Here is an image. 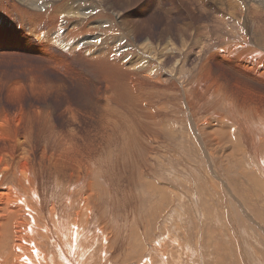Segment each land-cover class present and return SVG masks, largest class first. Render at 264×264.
I'll use <instances>...</instances> for the list:
<instances>
[{"label":"rangeland","instance_id":"rangeland-1","mask_svg":"<svg viewBox=\"0 0 264 264\" xmlns=\"http://www.w3.org/2000/svg\"><path fill=\"white\" fill-rule=\"evenodd\" d=\"M48 1L0 0V149L18 154L14 165L29 163L39 199L31 198L35 212L24 213L33 222H24L39 230L28 239L41 245L48 234L41 249L57 259L49 204L70 222L89 205L94 220L83 229L79 253L87 259L79 264H264V0H111L136 54L142 44L171 53L162 64L166 99L151 118L138 117L125 145L104 124L107 104L115 106L103 95L105 72L36 38L52 15L68 19L77 9L72 0ZM8 5L29 17L23 21L34 34L15 27ZM165 8L173 17H164ZM112 18L89 35L107 40ZM14 168L3 187L16 186Z\"/></svg>","mask_w":264,"mask_h":264},{"label":"bare ground","instance_id":"bare-ground-1","mask_svg":"<svg viewBox=\"0 0 264 264\" xmlns=\"http://www.w3.org/2000/svg\"><path fill=\"white\" fill-rule=\"evenodd\" d=\"M17 1L20 2V4H22L20 6H26L25 3H23V0H17ZM33 1L28 0V2L26 4H28L29 7H31L30 5L33 3ZM53 1H56V0H49L48 2H51V4H52ZM48 2H47V6L49 4ZM56 2H58V1H56ZM81 2H83V4H81ZM86 2H88L90 4H88ZM258 2L260 3V0ZM71 3L73 5L75 3H77V7H76L77 9L74 11L75 15H73V17H69L68 19L67 18H63V19L59 18L60 15L58 13L57 14L59 16H57V14H56L57 17H55V15H52L53 18L50 17V19L52 20V23L49 26L48 30H46L45 32H40L39 34L36 35L37 36L36 38L40 42H44V43L47 42L46 44L55 45L58 48H60L61 50H63V49L67 50L72 55H75L72 57L73 59L75 57H77V58L80 57V59L82 58L83 61L85 63H87L89 66L96 67L100 71L105 72L104 76H106V77L103 79H108V81H110V78H112V83H114V85L116 86L115 88H113L108 81L105 82L104 80H101V84H103V87H104L103 95H105L106 99L109 98L111 101L115 102V106H112L111 108H108L107 106H109V105L107 104V106L105 108V110H106L105 112L110 114V118H108L109 123H104V124H106V125L111 124V126H113V127H111L112 132L117 133V135H119L118 137H120V135H121L120 138H122V136L124 135V137H123L124 139H123L121 145H125L126 144L125 138L130 137L131 136L130 134L133 133L134 129L136 130L137 126H139V125H136L137 124L136 122L139 119L138 117L141 116L144 112H149V115H147V117L152 115V114H150V112L157 108V106L159 105L157 103L161 104V101H164V99H166L167 96H165V93H166L165 91L170 86H169V84L166 85V83H168V82H166V83L164 82L165 83L164 84L162 81V79H164V81H166V78H164L165 77L164 76L165 70L163 69L164 67L162 68V64L164 66L166 55L171 54V53H170V51H168V48L166 46L163 50L157 51V49H155L152 44H150V46H148L147 44H142V45H140L141 49H138L139 54H136V52L134 51V50H137L136 46H134L135 42H133V38L131 37L132 31L127 27V24H126L124 18L122 17V15L118 11L115 10V7H114V5H112L111 0H88V1L87 0H80L79 2L72 0ZM197 3H200V2H197ZM45 4H46V2H44V5ZM58 6H61V5H58ZM58 6L56 5V7L54 9H56ZM199 6L200 5H198V7ZM260 6L263 8L264 4L260 3ZM64 7H66V6H64ZM12 8H14V10L12 12L14 13L15 17H12V16H10V17L15 19V21H16L15 27L27 28L26 31L30 32L31 34H34L33 33L34 31L32 32V30L30 28H28L26 23L23 21V20H27L29 17H21L19 10L16 9L15 7H13L12 5H8L6 9H12ZM255 8H258V7H255ZM236 10H237V8H236ZM87 11H91L92 13L87 14ZM93 11H95V12H98V11L101 12L102 11L101 12L102 14L98 15V13H97V14H95L96 16H93L92 15ZM71 12L73 13V11H71ZM170 12H171V9L165 8L164 9V17L167 18L168 15H170ZM72 13H71V15H72ZM108 14H110V15H112V17H114V19L112 18V21L109 22V29L112 31V35L107 40H105L106 39L105 37H104L105 39L103 40L102 38H98V36L89 35V32H88L89 27L90 26L92 27V25H96L98 23L104 24L103 18L108 19ZM170 16H172V15H170ZM106 23H108V21ZM102 24L99 26H102ZM55 30H58V31H55ZM98 31H100V30H98ZM104 31H106V30H104ZM108 31L109 30H107V33H108ZM57 32H59L62 36H59ZM90 34H91V32H90ZM99 37H101V36H99ZM124 37L131 40V41H129L128 45L127 44L124 45L122 42H120L122 39H124ZM3 43H4V39H2L0 37V46ZM131 49H133V50H131ZM210 53L212 55V52H210ZM210 53L206 57H211ZM184 60L185 59H183L182 61H184ZM77 61H78V59H77ZM203 61H202V63H203ZM179 64H180V62L178 64H176V66L174 67V70L178 67ZM183 64H184V62H183ZM200 67H202V66L200 65ZM172 69H173V67H172ZM73 72H74V70H73ZM71 73H72V71H71ZM68 75H69V73H68ZM175 78H176V76H175ZM94 79H95V77H94ZM173 80H174V78H173ZM167 81H168V79H167ZM170 84L173 85V83H170ZM181 86H182V89L183 88L186 89L184 84ZM174 87H175L174 91H176L174 93H179L178 92L179 88L177 87L176 84H174ZM108 91L111 92V94H109ZM137 93L139 95H137V96L134 95ZM143 96H145V98H143ZM168 97H169V95H168ZM188 97L189 96H187V98ZM157 100L160 102H157ZM144 116H145V114H144ZM150 118H151V116H150ZM108 120L106 122H108ZM102 126H105V125H102ZM197 128H196V130L200 131V129H197ZM143 129H144V127H143ZM139 130H142V129L139 128ZM207 130H209V128L205 129L204 131L207 132ZM134 134H133V136H134ZM136 134H139V132L138 133L136 132ZM128 135H130V136H128ZM4 137H5L4 132L2 131V129H0V140H4L3 139ZM114 144H116V143H114ZM211 145H212V142H211ZM117 147H120L118 143H117ZM120 150L123 151L124 148L123 149L120 148ZM238 153H239V151H238ZM6 156H7V158H6ZM18 157H19L18 154H14L11 152L9 153L4 149H0V173H1L0 180L5 178V176H6L5 173L9 172V171H7L8 169L10 170L14 167L15 168L13 171L15 173L13 175L14 176L18 175L17 184L14 187H12L10 185H5L3 187L2 186L3 182H2V180L0 181V264H79V262H86L85 260L87 258L85 260L83 259V257H85L86 255L83 256L82 253H79V249H80L79 244L81 243L82 240L83 241L85 240L84 238L86 237V234H87V233H85V231L87 229V225L89 223L92 224V221L94 220L91 217V215H92L91 212H93V210H92L93 207L91 208L89 205H86L83 208H81V215L76 216L77 219L73 220V222H70V219L68 217L63 216L62 214H59V215L55 214L54 213L55 206H53L52 204H49V211L52 213V215H50L51 224L54 223V227L58 231V236H57L58 239H56V241H58V242L56 243V241H55V243L57 244L56 245V250H57L56 258L57 259L52 261L51 259H53L54 257L52 256L50 259L48 254H46L41 249V246L44 245V242L47 241L48 244L50 243V239H49L48 234L44 233V235L46 234V236L43 238L41 237V239H42L41 241H43V243H41V245H36L33 243V241L31 239L30 240L28 239V233L30 231H32V229H35V228H36L35 230H39V229H37V226H35V228H34V225H33V227H32V225H30L28 227L27 224L24 222V220H28L29 224H30V220L33 222V217L30 215V213L35 212V209L32 207V203L36 205L35 200H38L39 197H37L35 195V193H34L35 190H33V189H35V185L31 181V171H30V168L28 166L29 163L26 162V160H24L23 162L17 161L15 163V165L13 164L14 161L16 160V158H18ZM8 166H9V168H8ZM3 176H4V178H3ZM25 185L27 187H25ZM17 187L21 189V191H22L21 193L17 192V190H18ZM31 198H33L35 200H32ZM32 208H33V210H32ZM30 211H32V212H30ZM26 212H30L29 213L30 216L27 219L24 216L25 215L24 213H26ZM23 218H25V219H23ZM87 222H89V223L87 224ZM81 223H84V225L85 224L86 225L85 226L81 225ZM11 224L14 225V226H12L13 228H10ZM109 224H106V226H103V227L108 230V228L109 229L111 228V226ZM65 227H66V229H65ZM84 228H86L85 231H83ZM49 230H50V228H49ZM110 230H112V229H110ZM46 231H48V230H46ZM35 232H37V231H35ZM86 232H88V231H86ZM96 232H97V235L99 233L102 235V237H101L102 238L101 239L102 244H103V242H105L104 244H107L110 241V240L108 241L107 238H105V236H104L105 234H104V231L102 230V228H100V229L97 228ZM39 234L41 235L43 233L40 232ZM108 234H109V232H108ZM93 237H94V235H93ZM113 237H115V236H113ZM98 238H100V236ZM95 239H96V236H95ZM90 240L91 239H89V241ZM94 241L97 242L96 240H94ZM94 241H92V243ZM111 243L112 242H110V244ZM5 249H6V251L10 250L11 255L10 254L7 255ZM84 252L87 253L86 251H84ZM113 255H111V256H113ZM161 258L165 259V254H162ZM56 260L58 261V263Z\"/></svg>","mask_w":264,"mask_h":264}]
</instances>
